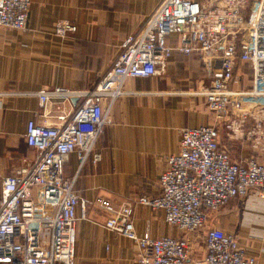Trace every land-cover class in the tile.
Wrapping results in <instances>:
<instances>
[{"label":"built area","instance_id":"built-area-1","mask_svg":"<svg viewBox=\"0 0 264 264\" xmlns=\"http://www.w3.org/2000/svg\"><path fill=\"white\" fill-rule=\"evenodd\" d=\"M29 7L30 0H0V27L25 31ZM76 31L75 23L59 21L52 35L67 39ZM174 34L172 47L168 39ZM173 53L195 54L202 62L210 81L202 96L213 123L180 131L179 151L166 159L159 177V196H141L118 208L95 201L107 216L103 227L137 246L138 264H259L244 256L233 235L208 223L251 191L264 200V164L255 157L233 162L219 146L222 130L264 156V0H163L140 31L123 41L93 89L41 88L36 93L41 117L57 124L28 122L24 141L34 158L0 179V264H75V229L88 206L75 193L74 179L63 175L68 157L76 153L84 163L91 155L97 163L96 141L106 115L126 95L125 81L164 74ZM240 65L250 73L246 87L240 84ZM73 101L75 109L65 111ZM53 103L55 116L49 110ZM135 205L161 211L179 236L139 237ZM199 234L203 249L197 257L193 237Z\"/></svg>","mask_w":264,"mask_h":264},{"label":"crops","instance_id":"crops-1","mask_svg":"<svg viewBox=\"0 0 264 264\" xmlns=\"http://www.w3.org/2000/svg\"><path fill=\"white\" fill-rule=\"evenodd\" d=\"M162 1L30 0L25 31L0 27V179L34 158L24 141L28 122L57 124L54 118L41 117L36 93L53 86L93 89L116 60L123 41L140 31ZM59 21L75 23L76 33L67 39L52 35ZM168 44L175 46L176 34ZM240 68V84L246 87L250 73ZM209 85L197 55L173 53L164 74L125 81L126 95L106 115L96 141L97 163L91 155L84 163L76 153L68 157L63 175L74 179L75 193L88 206L86 218L75 229V264H138L137 246L104 229L107 216L95 201L106 200L118 208L141 196L160 195L159 177L166 159L179 151L180 131L213 123L202 96ZM77 104H65V111ZM56 107L49 105L52 116ZM219 146L233 162L255 157L264 164V156L249 143L230 139L222 130ZM133 222L139 237L179 236L165 224L161 211L135 205ZM208 226L233 235L245 257L264 264V200L255 191L228 202L211 215Z\"/></svg>","mask_w":264,"mask_h":264},{"label":"rangeland","instance_id":"rangeland-1","mask_svg":"<svg viewBox=\"0 0 264 264\" xmlns=\"http://www.w3.org/2000/svg\"><path fill=\"white\" fill-rule=\"evenodd\" d=\"M199 236V238H194L193 237V239H194V244H193V246H194V253H195V256H199V255H197V252L198 251H201L202 249H203V245H202V234H199L198 235Z\"/></svg>","mask_w":264,"mask_h":264}]
</instances>
